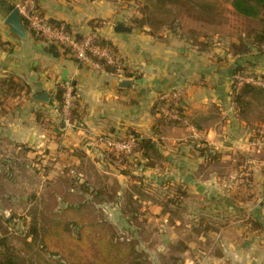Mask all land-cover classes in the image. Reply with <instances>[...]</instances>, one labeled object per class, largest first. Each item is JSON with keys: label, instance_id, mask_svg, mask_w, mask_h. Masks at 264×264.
I'll use <instances>...</instances> for the list:
<instances>
[{"label": "crops", "instance_id": "0c3cea01", "mask_svg": "<svg viewBox=\"0 0 264 264\" xmlns=\"http://www.w3.org/2000/svg\"><path fill=\"white\" fill-rule=\"evenodd\" d=\"M37 2L49 21L65 23L82 36L100 23L99 35L123 59L125 73L81 65L61 50L53 55L26 27L27 39H19L6 23L14 0H0V81L14 79L26 86L21 92L0 86V160L2 154L18 156L27 148L44 160H57L63 169L76 167L81 183L92 182L93 190L109 191L112 180L120 183L118 194L131 184L143 192V185L159 188V195L177 188L191 199L190 213H199L198 200L205 202V215L232 218L218 223L220 252L208 251L201 261L188 257L187 264H264V146H252L264 140V89L255 86L256 92L235 100L231 81L238 69L264 80L261 19L238 14L227 0L199 5L164 0V8L177 15L169 27L150 19L151 0ZM239 42L247 45L248 54L231 52ZM123 81L130 84L121 86ZM59 86L65 97L68 90L75 94L77 120H70L73 106L68 114L60 110ZM176 90L180 100L174 107L182 123H171L154 109L161 96ZM43 93H49L48 104L34 99ZM131 134L155 145L150 159L142 152L131 156L140 164L155 162L135 182L107 164L104 153L110 150L96 143L101 135L126 139ZM155 212L169 216L160 203Z\"/></svg>", "mask_w": 264, "mask_h": 264}, {"label": "rangeland", "instance_id": "374dc122", "mask_svg": "<svg viewBox=\"0 0 264 264\" xmlns=\"http://www.w3.org/2000/svg\"><path fill=\"white\" fill-rule=\"evenodd\" d=\"M163 1L151 0L148 13L157 25L169 27L177 15L170 7L164 8L168 3ZM196 1L199 5L208 0ZM19 154H2L0 160V264H65L57 255L58 242L67 237L73 242L64 229L74 234L83 224L90 233L84 232L87 240L95 235L103 241L96 252L103 264L104 260L107 264H187L188 257L196 256L201 261L208 251L215 255L220 252L221 240L215 235L218 225L232 218L205 215V202L198 200L195 206L199 213H190L191 199H178L180 193L186 194L184 191L174 188V193H168L171 190L165 189L159 195V188L143 185V192L134 188L137 184H131L118 194L120 183L115 180L108 184L107 192L99 191V187L93 190L92 182L81 183L76 167L63 169L57 160H44L43 154L33 149L24 148ZM116 154L105 150V162L115 166L129 182H135L144 167H149V163L131 160L133 154L127 156L131 163L123 165V158ZM86 170L88 175L93 172L89 167ZM81 185L89 192H84ZM96 191L102 195H92ZM156 203L163 204L169 216L157 215Z\"/></svg>", "mask_w": 264, "mask_h": 264}, {"label": "trees", "instance_id": "16d2710c", "mask_svg": "<svg viewBox=\"0 0 264 264\" xmlns=\"http://www.w3.org/2000/svg\"><path fill=\"white\" fill-rule=\"evenodd\" d=\"M229 2H231L232 7L234 8V10L244 16V17H249V18H254V19H261V22L264 24V0H227ZM14 9V7L12 6L10 8V11H12ZM51 25L56 26L57 28L60 27H64L66 32H71L72 28L62 22H54V21H49ZM24 26L26 28H28V24L26 22H23ZM93 28H101V24L100 23H93ZM34 37L36 38L37 41L40 42H45L47 43V51L53 55H58L60 54V50L64 53V54H70L72 57H74L71 54V51L68 47L66 46H60L58 44H53L50 43L49 41H47V38L45 36H36L34 34ZM82 35L78 34L76 36V38L78 40L82 39ZM97 45L101 46V47H107L109 48L113 53L118 54L116 49L114 48V46L110 43L105 41L104 39H102L101 37L95 41ZM0 45H2V42L0 41ZM231 52L234 55H244V54H248L249 48L247 47V45L244 42H239V43H235L232 44L231 46ZM75 58V57H74ZM94 60L96 62H99L100 64H102L104 66V70L106 72L109 73H114L115 72V67L114 66H109L106 64V61L103 59H98L95 56L93 57ZM76 59V58H75ZM76 61L83 65V63H81L79 60L76 59ZM243 72L242 69H238L236 70V72ZM8 86L10 87L11 85H13V89L16 90L15 92H21L22 90L26 89V86H24L23 84H21V82H16L14 79H9V80H1L0 81V86L3 88V86ZM258 89L250 84H245L243 85V87L240 89V91L235 92L232 91V95L234 97L235 100H240V98L245 97L246 95H249L253 92H256ZM65 93L66 90L59 86L58 91H57V95H56V99L57 102L59 104V108L60 110L63 109L64 107V100H65ZM74 93H72V96L74 97ZM163 105L165 104V102H160L159 105ZM73 108L70 111V120L74 121L77 120L76 116L78 115L77 109L79 107L78 102L75 100L72 103ZM158 104H156L154 106V109L157 110ZM173 105V104H172ZM156 112V111H155ZM178 113L180 114L179 108H178ZM171 123H175L173 121H170ZM177 123V122H176ZM135 152H142L143 156L146 157L147 159H150L151 157V153L155 152V145L148 139L143 138L140 139L138 136H136V142L134 145V148L132 149L130 154H126V153H119L120 155H118L117 157H121L122 162L121 164H127V160L129 155L134 154ZM112 153L116 154L115 150H112ZM117 155V154H116ZM112 157H114L113 154H111ZM153 165L152 162H149V165ZM126 173V172H124ZM138 178H136L135 180H137ZM135 189L139 188L137 186L134 187ZM81 189L84 192H89V189L86 188L84 185H81ZM92 195L94 196H99L102 195V192H93ZM185 198L187 196V194L185 193H180V197ZM254 226H256V224H254ZM68 234V236L71 238L73 242H70L68 237L65 239H62L61 242H58V247H60V252L59 255L62 258V262H64L65 264H103L102 260H100L99 258H96V252H97V248L102 246L103 241H101L99 238H97L95 235L92 236V238L89 240H87L86 235L84 232H88L86 226L83 224L81 226H79L78 229H76V233L71 234L72 231L68 230V228L64 229V232ZM89 233V232H88ZM90 234V233H89ZM36 241V240H35ZM94 259V260H93ZM104 264H107V262L104 260Z\"/></svg>", "mask_w": 264, "mask_h": 264}, {"label": "built area", "instance_id": "2783aa9c", "mask_svg": "<svg viewBox=\"0 0 264 264\" xmlns=\"http://www.w3.org/2000/svg\"><path fill=\"white\" fill-rule=\"evenodd\" d=\"M13 7L19 10L23 22L28 24V28L36 36H45L50 43L68 47L71 54L83 63V65L104 70V66L94 60L93 57L95 56L98 59L105 60L107 65L115 67V72L111 74L124 76L125 63L123 59L118 54L113 53L109 48L95 44V41L100 38L99 28L93 29L90 35L83 36L81 40H78L76 38L78 33H75L73 30L66 32L63 26L57 28L51 25L49 20L41 13L37 0H14ZM231 81L232 91L235 92L240 91L245 84L264 89V80L245 72L234 73ZM72 100V93L68 90L64 102V109L67 114L72 108ZM179 100L180 92L177 90L164 94L161 96V101L165 102V104L158 106V112L163 114L169 121L182 123L183 117L179 115L178 110L174 107L176 105L175 103ZM97 142L98 144L106 146L109 150L130 154L134 148L136 136L130 135L122 141H117L111 136H101L97 138ZM252 146L260 148L264 146V140L253 142Z\"/></svg>", "mask_w": 264, "mask_h": 264}, {"label": "water", "instance_id": "95a60500", "mask_svg": "<svg viewBox=\"0 0 264 264\" xmlns=\"http://www.w3.org/2000/svg\"><path fill=\"white\" fill-rule=\"evenodd\" d=\"M6 23L11 27V31L15 34L19 39L26 40L27 39V31L24 26L23 20L20 16L19 10L14 8L8 15ZM118 29H125L123 25H119ZM130 81H123L121 86H128ZM36 101L41 103H49L50 96L49 93L38 94L34 98Z\"/></svg>", "mask_w": 264, "mask_h": 264}]
</instances>
